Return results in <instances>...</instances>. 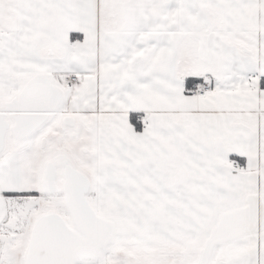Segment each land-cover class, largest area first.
Instances as JSON below:
<instances>
[{
    "label": "snow or ice",
    "instance_id": "6c2138e0",
    "mask_svg": "<svg viewBox=\"0 0 264 264\" xmlns=\"http://www.w3.org/2000/svg\"><path fill=\"white\" fill-rule=\"evenodd\" d=\"M0 264H264V0H0Z\"/></svg>",
    "mask_w": 264,
    "mask_h": 264
}]
</instances>
